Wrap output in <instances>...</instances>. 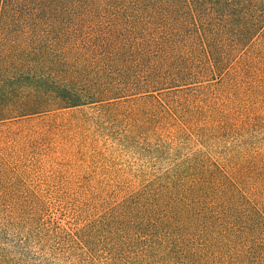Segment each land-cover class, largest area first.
I'll return each instance as SVG.
<instances>
[{"label": "trees", "instance_id": "trees-1", "mask_svg": "<svg viewBox=\"0 0 264 264\" xmlns=\"http://www.w3.org/2000/svg\"><path fill=\"white\" fill-rule=\"evenodd\" d=\"M84 105L230 140L72 229L8 183L1 141L0 264H264V0H0V122Z\"/></svg>", "mask_w": 264, "mask_h": 264}, {"label": "rangeland", "instance_id": "rangeland-1", "mask_svg": "<svg viewBox=\"0 0 264 264\" xmlns=\"http://www.w3.org/2000/svg\"><path fill=\"white\" fill-rule=\"evenodd\" d=\"M212 84L208 89L221 91V85ZM199 118L187 112L183 119L147 115L120 120L109 107L84 105L0 122V145L7 140L6 177L9 184H24L30 198L43 201L44 220L79 227L100 206L132 195L146 197L187 163L230 140L215 125L200 126ZM255 140L264 141V122Z\"/></svg>", "mask_w": 264, "mask_h": 264}]
</instances>
